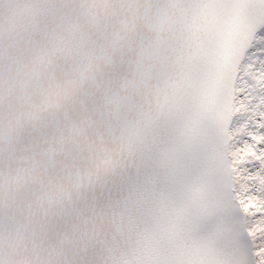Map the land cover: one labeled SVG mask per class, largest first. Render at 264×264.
I'll return each mask as SVG.
<instances>
[{
  "label": "snow or ice",
  "instance_id": "6c2138e0",
  "mask_svg": "<svg viewBox=\"0 0 264 264\" xmlns=\"http://www.w3.org/2000/svg\"><path fill=\"white\" fill-rule=\"evenodd\" d=\"M0 264H264V0H0Z\"/></svg>",
  "mask_w": 264,
  "mask_h": 264
}]
</instances>
